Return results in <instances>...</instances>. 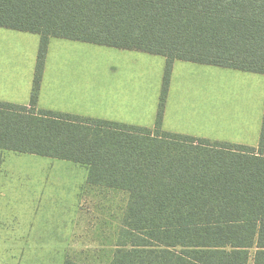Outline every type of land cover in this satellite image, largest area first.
<instances>
[{"label": "trees", "instance_id": "1", "mask_svg": "<svg viewBox=\"0 0 264 264\" xmlns=\"http://www.w3.org/2000/svg\"><path fill=\"white\" fill-rule=\"evenodd\" d=\"M0 27L40 36L29 106L0 102V150L125 196L109 264H264V107L255 147L161 130L173 61L264 75V0H0ZM50 38L164 57L154 128L37 109Z\"/></svg>", "mask_w": 264, "mask_h": 264}, {"label": "rangeland", "instance_id": "2", "mask_svg": "<svg viewBox=\"0 0 264 264\" xmlns=\"http://www.w3.org/2000/svg\"><path fill=\"white\" fill-rule=\"evenodd\" d=\"M27 35L28 66L33 43L30 37L36 39L38 49L39 36ZM5 42L0 38V43ZM83 46L72 50L51 44L47 70L84 68L82 77L90 100L106 108L117 102V89L137 92L140 98L143 91L158 87L159 104L163 57L93 44ZM35 59L36 51L33 67ZM201 76L217 84L216 91L215 87L211 91V105L204 103L201 107V114L211 118L203 119V128L212 136L209 141L220 142L215 138L232 130L227 124L230 115L247 114L243 116L250 118L248 131L262 119L264 75L221 67L209 73L178 70L174 80L188 87V106L205 100L206 86L203 90L197 86L203 82ZM76 80L74 76L72 81ZM191 114L196 115L192 110ZM200 122L192 119L195 125ZM86 176L83 165L0 150V264H63L65 259L109 264L125 196L86 185Z\"/></svg>", "mask_w": 264, "mask_h": 264}, {"label": "crops", "instance_id": "3", "mask_svg": "<svg viewBox=\"0 0 264 264\" xmlns=\"http://www.w3.org/2000/svg\"><path fill=\"white\" fill-rule=\"evenodd\" d=\"M27 34L33 33L0 27V38L6 40L4 44L0 43L1 103L29 106L35 74V66H32V56L36 51L37 59L40 36L38 35V49H36V39L30 37L33 43L30 44V62L27 66V47L24 43V41L27 40ZM20 40L23 42H20ZM51 44H57L61 48L66 47L64 49L80 50L84 47L83 44L89 43L61 38L49 39L37 95V109L70 114L83 118L117 122L148 129L154 128L159 108V104L157 103L158 87L155 90L152 89L150 92L143 91L140 98L137 92L117 89V102H114L112 106L106 108L98 102L90 100L88 85L84 84L82 77V70H84V68L58 67L52 73L48 71L49 69L47 70L46 62ZM163 60L165 70L166 60L164 57ZM215 68L218 67L181 60L173 61L163 106L161 120L162 131L202 139H210L212 137L211 134L208 133V130L203 128L206 126L203 119L211 120V118L209 117L208 119L201 114V107L204 103L211 105V91L214 87L216 91L217 84H212L210 79H203L201 76L200 78L203 82L197 84V86L201 90L206 86L205 93L202 91L205 94V100L202 101L203 103L198 102L191 107L188 106L190 101L185 98L188 87H185L181 82H175L174 78L178 70L209 73L211 70H215ZM74 76H77L75 82L72 81ZM178 87H182L183 89L179 91ZM190 87L189 85V88ZM191 110L196 114L195 116H192ZM243 115L247 114L230 115L227 124L231 126L232 130L225 134H219L215 139L220 142L255 147L258 144V127L261 118H259L257 125L255 123L251 130L248 131L250 118ZM192 119H199L201 122L195 125L192 123Z\"/></svg>", "mask_w": 264, "mask_h": 264}]
</instances>
